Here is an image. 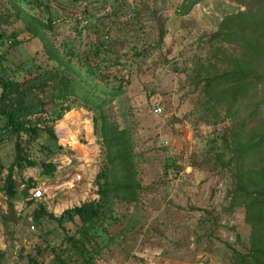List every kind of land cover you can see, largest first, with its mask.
Wrapping results in <instances>:
<instances>
[{"label": "rangeland", "instance_id": "obj_1", "mask_svg": "<svg viewBox=\"0 0 264 264\" xmlns=\"http://www.w3.org/2000/svg\"><path fill=\"white\" fill-rule=\"evenodd\" d=\"M30 1L13 0V6L0 0V76L21 80L47 64L42 43L26 30L25 14L51 19L58 47L79 57L90 39L107 36L113 52L104 58L123 63L129 72L126 91L110 112L134 137L141 203L135 211L117 204L86 244L87 253L69 249L61 256L65 264H233V250L247 249L250 227L243 209L231 206V170L204 161L212 138L230 122L225 116L216 124L199 118V94L187 78L198 60H214L213 47L219 43L209 42L208 35L245 5L232 0ZM15 6L23 11L19 17ZM92 24L98 32L90 35L86 27ZM92 117V112L74 108L55 123L61 151L49 160L56 164L51 178L39 166L15 172L21 186L31 179L43 191L42 199L31 206L17 200L11 210L0 189L1 264H60L47 249L69 248L67 236L77 233L79 219L36 226L32 210L42 203L58 217L99 199L96 176L104 154Z\"/></svg>", "mask_w": 264, "mask_h": 264}, {"label": "trees", "instance_id": "obj_2", "mask_svg": "<svg viewBox=\"0 0 264 264\" xmlns=\"http://www.w3.org/2000/svg\"><path fill=\"white\" fill-rule=\"evenodd\" d=\"M232 1L245 5V10L225 16L208 35L209 42L219 43L213 47L214 60H198L187 80L192 92L199 94L203 122L216 124L224 116L229 118L228 127L212 138L204 161L213 160L231 170V206L243 209L250 227L247 249L233 250V264H264V0ZM10 2L14 6L13 0ZM15 9L19 17L23 11L19 6ZM25 16L26 30L42 43L47 64L28 71L21 80L0 76V189L8 208L13 210L17 200L27 206L35 203L25 201L33 181L28 179L21 186L14 178L16 171L39 166L42 175H54L56 164L49 160L61 151L55 123L72 109L93 113L94 133L104 154V166L96 176L97 201L66 209L58 217L42 203L32 210L36 226L42 221L62 225L65 220L79 219L77 233L67 236L69 248L47 249L54 260L65 264L61 256L69 249L87 253L86 244L97 237L103 219L112 215L117 204L133 211L140 206V157L134 149V137L110 112L126 91L129 72L123 63L104 58L113 52L107 36L94 41L90 37L88 48L79 57L58 47L51 19ZM86 30L90 35L98 32L94 24ZM14 37L11 33L10 38ZM228 46L238 51L234 54ZM170 158L164 161L165 171L170 168ZM1 259L0 255V264Z\"/></svg>", "mask_w": 264, "mask_h": 264}, {"label": "built area", "instance_id": "obj_3", "mask_svg": "<svg viewBox=\"0 0 264 264\" xmlns=\"http://www.w3.org/2000/svg\"><path fill=\"white\" fill-rule=\"evenodd\" d=\"M155 113H160L161 108L156 107L154 108ZM43 198V191L40 188L33 187L29 192V195L25 198V201H37Z\"/></svg>", "mask_w": 264, "mask_h": 264}, {"label": "water", "instance_id": "obj_4", "mask_svg": "<svg viewBox=\"0 0 264 264\" xmlns=\"http://www.w3.org/2000/svg\"><path fill=\"white\" fill-rule=\"evenodd\" d=\"M168 164H169V165L171 164V161H170V160L168 161Z\"/></svg>", "mask_w": 264, "mask_h": 264}]
</instances>
